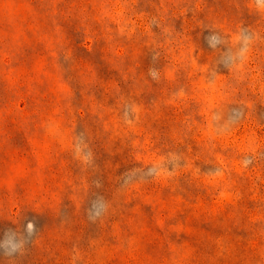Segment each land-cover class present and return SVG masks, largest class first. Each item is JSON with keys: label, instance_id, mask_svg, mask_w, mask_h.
Masks as SVG:
<instances>
[{"label": "rangeland", "instance_id": "rangeland-1", "mask_svg": "<svg viewBox=\"0 0 264 264\" xmlns=\"http://www.w3.org/2000/svg\"><path fill=\"white\" fill-rule=\"evenodd\" d=\"M0 264H264V0H0Z\"/></svg>", "mask_w": 264, "mask_h": 264}]
</instances>
